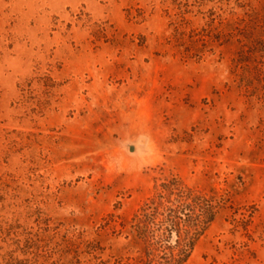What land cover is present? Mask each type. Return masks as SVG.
<instances>
[{
  "label": "rangeland",
  "instance_id": "374dc122",
  "mask_svg": "<svg viewBox=\"0 0 264 264\" xmlns=\"http://www.w3.org/2000/svg\"><path fill=\"white\" fill-rule=\"evenodd\" d=\"M172 176L185 264H264V0H0V264H135Z\"/></svg>",
  "mask_w": 264,
  "mask_h": 264
},
{
  "label": "trees",
  "instance_id": "16d2710c",
  "mask_svg": "<svg viewBox=\"0 0 264 264\" xmlns=\"http://www.w3.org/2000/svg\"><path fill=\"white\" fill-rule=\"evenodd\" d=\"M216 193L169 177L155 185L130 220L128 236L139 247L135 264H185L218 212Z\"/></svg>",
  "mask_w": 264,
  "mask_h": 264
},
{
  "label": "water",
  "instance_id": "95a60500",
  "mask_svg": "<svg viewBox=\"0 0 264 264\" xmlns=\"http://www.w3.org/2000/svg\"><path fill=\"white\" fill-rule=\"evenodd\" d=\"M130 150H133V146H130Z\"/></svg>",
  "mask_w": 264,
  "mask_h": 264
}]
</instances>
